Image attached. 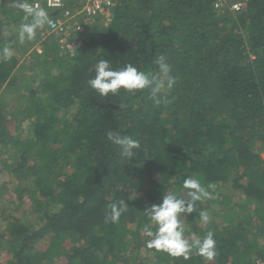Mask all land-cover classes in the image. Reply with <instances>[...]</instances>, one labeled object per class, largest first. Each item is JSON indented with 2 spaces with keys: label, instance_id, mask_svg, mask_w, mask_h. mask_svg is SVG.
Instances as JSON below:
<instances>
[{
  "label": "trees",
  "instance_id": "trees-1",
  "mask_svg": "<svg viewBox=\"0 0 264 264\" xmlns=\"http://www.w3.org/2000/svg\"><path fill=\"white\" fill-rule=\"evenodd\" d=\"M238 1L240 12L221 16L214 0H118L110 21L96 18L82 34L70 31L68 40L78 48L46 38L42 54L34 52L22 64L15 56L0 62V90L14 91L27 72L35 78L16 114L15 101L0 102V156L3 147L13 151L5 173L28 180L26 207L40 225L31 229L25 217L12 218L0 233V251L11 253L13 264H32L33 248L45 238L58 247L62 264L125 258L124 264H142L147 255L149 264L264 262V160L254 149L264 145V0ZM22 22L13 0H0V48L11 44L16 52L15 29ZM7 29L12 35L1 37ZM38 31L45 35L47 27ZM160 55L176 77L169 103L157 106L147 90L121 89L101 98L87 84L99 59L155 72ZM108 131L138 139L135 156L123 157ZM186 176L252 205V213L239 216L228 204L223 226L199 220L208 200L184 218L191 236L215 233L211 261L148 249L140 231L147 222L144 207L159 203L163 193L185 191ZM119 199L128 211L118 223H106L108 205Z\"/></svg>",
  "mask_w": 264,
  "mask_h": 264
},
{
  "label": "clouds",
  "instance_id": "clouds-1",
  "mask_svg": "<svg viewBox=\"0 0 264 264\" xmlns=\"http://www.w3.org/2000/svg\"><path fill=\"white\" fill-rule=\"evenodd\" d=\"M13 6L23 12V22L15 29L20 44L35 39L38 29L53 25L48 11L39 4L29 3L28 0H13ZM13 56L11 44L0 48V62L10 61ZM154 64L155 72H146L131 63L114 67L109 60L99 59L92 69L95 75L87 84L101 98L115 96L121 89L128 92L147 90L149 98L157 106L169 103L168 93L176 84V77L172 75L171 65L164 55L156 57ZM106 135L125 158H132L136 154L135 150L140 148V141L131 135H121L115 131H108ZM182 188L185 191L163 193L159 203L146 205L142 210L147 218L141 229L147 237L145 246L173 258H183L185 261L194 253L211 261L217 254L215 233L209 230L203 237L192 234L191 238H187L184 218L196 212L197 202L216 199L213 195L215 186L205 187L198 178L186 176ZM133 195L135 199L137 194ZM108 208L110 210L105 215V222L115 224L128 211L129 205L126 200L119 199L108 205ZM198 216L203 224H209V210H200Z\"/></svg>",
  "mask_w": 264,
  "mask_h": 264
},
{
  "label": "rangeland",
  "instance_id": "rangeland-1",
  "mask_svg": "<svg viewBox=\"0 0 264 264\" xmlns=\"http://www.w3.org/2000/svg\"><path fill=\"white\" fill-rule=\"evenodd\" d=\"M216 13L221 16H224L226 14L231 15L226 10L217 11ZM55 15H58V13H55ZM2 20L4 19L2 18ZM83 31H84V28H83ZM78 34H82V33H78ZM10 35H12V32L7 29L6 31H3V33L1 34V37L7 38ZM49 35L51 34H49L48 32H46L45 35H41L40 31H37V35L35 39H33L32 41H26L25 43H23L26 45L20 44L18 42V45L16 47V52L14 50V56L18 59L19 63L20 64L24 63V60L27 61L28 56L29 57L33 56L32 54L34 52H38L42 54V49H41L40 44L44 42L46 38H53L54 40H59L60 44H63V46L67 44L69 45V48L71 47H73V49L78 48V44L76 41L72 39L68 40L69 33L66 34L64 38L57 37L54 35H52V37H49ZM24 46L25 47L30 46L26 54H24V52L22 51V48H24ZM34 79L35 78H33L32 73L30 71V72L25 73L23 80L20 82V85L18 86L17 89H14V91H12L11 89H5L4 91L3 89L0 90V102L3 105H8L9 103L15 101V104L13 105L15 110L12 111V114H16V110L20 107L19 98H22L21 95H23L26 92L25 89H27V87L31 85ZM25 80L29 83L27 82L25 83ZM35 88H37V86H35ZM20 101L22 102L23 100H20ZM17 117L21 118V116H19L18 114H17ZM22 130H24V128H22ZM25 132L27 133L28 130L21 132V134L25 136ZM23 139H25V137H23ZM3 148L1 149L3 151L1 155H3V157L0 156V233H3L5 231L7 223L10 222L12 218L19 220L20 218L25 217V219H28L30 221V224H31L30 228L32 229V227H34V229H37L40 225H37L35 223L36 217L32 214V211L31 210L28 211L26 207V204L30 196V194L27 191L30 184L28 180L26 181L23 180V178H25L24 176L16 181V179H13L11 173H8V174L5 173L7 172L6 171L7 163L5 162V158L7 159V162H8L7 157H10V154L13 153V151L10 150L8 146L3 147ZM254 149L264 160V145H261V146L259 145ZM13 156H16V154H13ZM213 195L216 197V199L208 200L209 202L206 205L202 204V210L204 209L209 210L210 215H211L209 224L207 225L204 224L206 227H209L211 221H213L215 225L223 226L222 225L223 221H221L220 219L223 218L224 213L222 212H224V209L226 210L230 209L229 205L232 206L231 208H233L232 211L235 212L234 214H238L239 216L240 214L245 215V214H250L253 212L251 210L252 205H250V203L245 202L244 198H240L237 195L234 196L231 192H226V194L225 192H221V193L219 192V194L216 192H213ZM223 202H225L226 204ZM247 208H250V210L247 211L246 210ZM229 219L230 221L232 220V218H229ZM230 221L224 220L225 223H228ZM256 221H258V219H256ZM139 225L140 224H137L136 226L139 227ZM140 229H142L141 226H140ZM185 229H186L185 236L189 238L191 236V230L186 227ZM33 249H34L33 250L34 253L32 256L34 257L32 259V264H62V261H63L61 259L62 255L59 254L58 252L59 249L54 244V242L51 240V238H45L39 241L34 246ZM147 256H143V258H141L139 262L142 264H149V262L152 261V257L151 255L148 257ZM193 256H195V253L193 254ZM127 259L128 258L123 259L121 263H118V264H124ZM13 262L14 261L12 259L11 253L0 251V264H13ZM129 263L131 264V261L127 262V264ZM132 263L138 264V261L132 259Z\"/></svg>",
  "mask_w": 264,
  "mask_h": 264
},
{
  "label": "built area",
  "instance_id": "built-area-1",
  "mask_svg": "<svg viewBox=\"0 0 264 264\" xmlns=\"http://www.w3.org/2000/svg\"><path fill=\"white\" fill-rule=\"evenodd\" d=\"M29 3L39 4L52 12L53 25L46 26L47 32L64 38L70 31L82 33L84 24L96 18L110 21L118 0H31ZM213 9L235 15L241 10V3L238 0H214Z\"/></svg>",
  "mask_w": 264,
  "mask_h": 264
}]
</instances>
